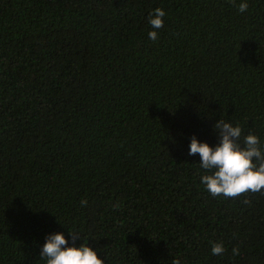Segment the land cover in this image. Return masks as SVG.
I'll return each mask as SVG.
<instances>
[{
    "label": "trees",
    "instance_id": "1",
    "mask_svg": "<svg viewBox=\"0 0 264 264\" xmlns=\"http://www.w3.org/2000/svg\"><path fill=\"white\" fill-rule=\"evenodd\" d=\"M247 3L0 0V264H45L57 232L104 264H264V195L213 197L188 155L221 118L264 146V0Z\"/></svg>",
    "mask_w": 264,
    "mask_h": 264
},
{
    "label": "clouds",
    "instance_id": "2",
    "mask_svg": "<svg viewBox=\"0 0 264 264\" xmlns=\"http://www.w3.org/2000/svg\"><path fill=\"white\" fill-rule=\"evenodd\" d=\"M240 13L247 11V0H229ZM165 12L162 8H155L148 15V24L151 31L148 37L152 41L158 39V29L163 27ZM219 137V143L213 148L207 143L199 142L195 136L191 138L188 155L199 154L200 168L204 172L200 176V184L213 197L222 196L226 199H236L248 193L264 195V146L260 139L251 131L242 137V128L237 124L220 119L214 125ZM244 203H250L245 199ZM81 206L87 201L81 200ZM118 208L119 204L114 205ZM72 239L80 238L79 233H69ZM68 241L62 233L50 234L45 237V242L40 252V258L45 264H104L97 252L91 247L81 243L79 247L67 246ZM226 251L220 242L211 244L213 255H222ZM233 256L240 254L238 246L233 247ZM172 264H180L179 259Z\"/></svg>",
    "mask_w": 264,
    "mask_h": 264
}]
</instances>
